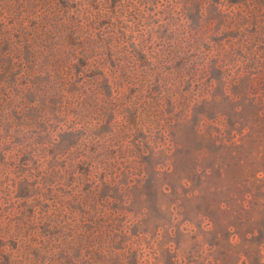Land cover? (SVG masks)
Wrapping results in <instances>:
<instances>
[{
    "label": "rangeland",
    "instance_id": "obj_1",
    "mask_svg": "<svg viewBox=\"0 0 264 264\" xmlns=\"http://www.w3.org/2000/svg\"><path fill=\"white\" fill-rule=\"evenodd\" d=\"M0 264H264V0H0Z\"/></svg>",
    "mask_w": 264,
    "mask_h": 264
}]
</instances>
